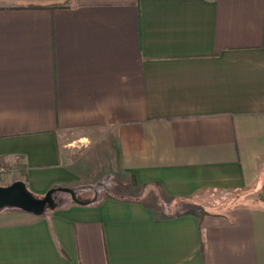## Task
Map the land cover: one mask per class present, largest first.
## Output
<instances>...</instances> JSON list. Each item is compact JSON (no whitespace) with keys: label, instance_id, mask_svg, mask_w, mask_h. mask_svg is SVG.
<instances>
[{"label":"crops","instance_id":"crops-1","mask_svg":"<svg viewBox=\"0 0 264 264\" xmlns=\"http://www.w3.org/2000/svg\"><path fill=\"white\" fill-rule=\"evenodd\" d=\"M0 165L190 206L4 209L0 264H264V0H0Z\"/></svg>","mask_w":264,"mask_h":264},{"label":"rangeland","instance_id":"rangeland-1","mask_svg":"<svg viewBox=\"0 0 264 264\" xmlns=\"http://www.w3.org/2000/svg\"><path fill=\"white\" fill-rule=\"evenodd\" d=\"M4 168V171L0 173V186H5L10 183H12L15 180H22L20 179V175L23 176V170L17 171L15 169H7L4 165H0ZM108 176V175H107ZM103 176L102 179L96 180L98 184H95L96 182H85L79 185H75L74 187H71L78 195V198L85 200L89 199L92 200L94 203L100 201L102 198L107 196V193L115 195V193L118 195L124 194L125 196L131 197V198H139L142 199V201L147 202L150 201V203H158L159 207L162 205L166 206L167 211L166 214H175V213H181L185 210L189 209V205H187L184 202L180 201H173L167 197H163V200H161L157 195L156 189H144L140 185H131L130 178L126 175L118 174L116 176ZM120 181L121 184L118 182ZM124 184V185H123ZM81 185H84V189H80ZM88 185V186H86ZM126 185V186H125ZM92 187V188H91ZM91 188V189H90ZM82 190V191H81ZM106 193V194H105ZM43 196V195H40ZM53 197L56 200V203L58 205L66 204L70 202L71 196L69 193L64 191H55L53 193ZM165 199V200H164ZM201 206V205H200ZM9 207H5L0 209H8ZM17 209V208H14ZM20 210V209H19ZM46 211H51L50 209ZM45 211V212H46Z\"/></svg>","mask_w":264,"mask_h":264},{"label":"water","instance_id":"water-1","mask_svg":"<svg viewBox=\"0 0 264 264\" xmlns=\"http://www.w3.org/2000/svg\"><path fill=\"white\" fill-rule=\"evenodd\" d=\"M64 191L70 194L75 203H83L76 197L73 189L64 186L48 189L42 197H36L26 186L23 180L0 186V209L9 207L40 215L47 209L53 210L57 203L53 197L55 191Z\"/></svg>","mask_w":264,"mask_h":264},{"label":"trees","instance_id":"trees-1","mask_svg":"<svg viewBox=\"0 0 264 264\" xmlns=\"http://www.w3.org/2000/svg\"><path fill=\"white\" fill-rule=\"evenodd\" d=\"M129 178H130V181H131V185H138L137 183H136V181H135V177H134V175L133 174H130L129 175ZM120 184H121V182L120 181H118ZM124 185V184H123ZM27 186V185H26ZM86 186H88V185H86ZM139 186V185H138ZM79 187H81L80 189H84L83 187H84V185H81V186H79ZM28 188V187H27ZM92 188V187H91ZM90 188V189H91ZM144 189H145V187H143ZM72 189V188H71ZM81 190V191H82ZM75 192V191H74ZM34 194V193H33ZM75 194H76V197L78 198V195H77V193L75 192ZM106 194V193H105ZM160 195V199L161 200H163V197H165L163 194H160V193H157V195ZM36 197H42V196H40V195H36V194H34ZM110 195H112V194H110V193H107V196H110ZM158 195V196H159ZM79 200H81V201H83V203L81 204V203H76V204H81V205H92L94 202L92 201V200H89V199H85V200H82V199H80V198H78ZM170 199V198H169ZM140 200H142V199H140ZM165 200V199H164ZM70 202L71 203H75V201H73L72 199H70ZM147 202H150V201H147ZM58 207V204L56 205V207L54 208V209H56ZM53 209V210H54ZM53 210H51V211H53ZM195 211L197 212V214H198V216H199V218L203 215V214H205L206 213V211L204 210V208L202 207V206H200V205H196L195 206ZM176 214V213H175Z\"/></svg>","mask_w":264,"mask_h":264},{"label":"built area","instance_id":"built-area-1","mask_svg":"<svg viewBox=\"0 0 264 264\" xmlns=\"http://www.w3.org/2000/svg\"><path fill=\"white\" fill-rule=\"evenodd\" d=\"M4 171V168L0 166V173Z\"/></svg>","mask_w":264,"mask_h":264}]
</instances>
